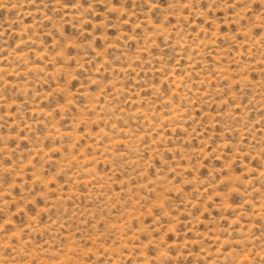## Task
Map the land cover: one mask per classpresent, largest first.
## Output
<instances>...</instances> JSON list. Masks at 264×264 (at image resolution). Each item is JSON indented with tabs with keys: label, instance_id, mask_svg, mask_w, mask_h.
Wrapping results in <instances>:
<instances>
[{
	"label": "rangeland",
	"instance_id": "1",
	"mask_svg": "<svg viewBox=\"0 0 264 264\" xmlns=\"http://www.w3.org/2000/svg\"><path fill=\"white\" fill-rule=\"evenodd\" d=\"M0 264H264V0H0Z\"/></svg>",
	"mask_w": 264,
	"mask_h": 264
}]
</instances>
